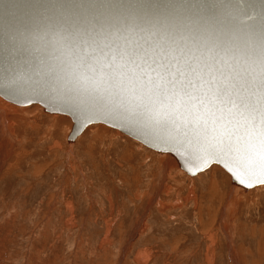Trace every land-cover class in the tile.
<instances>
[{"label": "snow or ice", "instance_id": "6c2138e0", "mask_svg": "<svg viewBox=\"0 0 264 264\" xmlns=\"http://www.w3.org/2000/svg\"><path fill=\"white\" fill-rule=\"evenodd\" d=\"M0 88L264 184V0H0Z\"/></svg>", "mask_w": 264, "mask_h": 264}, {"label": "rangeland", "instance_id": "374dc122", "mask_svg": "<svg viewBox=\"0 0 264 264\" xmlns=\"http://www.w3.org/2000/svg\"><path fill=\"white\" fill-rule=\"evenodd\" d=\"M0 99V264H264V185Z\"/></svg>", "mask_w": 264, "mask_h": 264}, {"label": "water", "instance_id": "95a60500", "mask_svg": "<svg viewBox=\"0 0 264 264\" xmlns=\"http://www.w3.org/2000/svg\"><path fill=\"white\" fill-rule=\"evenodd\" d=\"M0 97L2 99H4L5 101L16 105V106H28L31 104H38L43 112L48 113V114H56V115H64L66 116L70 122V128L69 131L67 132L66 135V142L71 145L75 142V140L78 138V136L90 125H96V124H103L106 125L112 129H115L119 132H121L122 134H124L125 136L129 137L130 139L140 143L141 145L145 146L146 148L156 152L157 154H164V155H168L171 158H173V160L176 163V166L178 167V169H180V171H182L186 176L189 177H194L197 174H199L200 172L206 170L207 168H209L211 165H218L223 171H226V169L223 168L222 165L220 164H216V163H211L208 166L204 167L202 171H197L195 168H193L191 171H189L186 167H184L180 162H178V158L176 157V155L172 152H168V151H160L158 149L160 148H167L169 145L163 143L162 141H157L156 140V133H154L152 130H140L141 134L140 136H138L137 133V129H132V130H128L126 128H120V127H113L111 121L109 122H103L102 118L100 120V122H93V123H87L84 124L82 126H77L76 122L74 121V119L72 118V116H70L69 114H67L66 112L63 111H57L54 110V108H59L61 107L60 103L56 100L54 95H47V96H35L34 100L36 102L34 103H30L27 100H23V99H18L17 98V94L12 90V89H4V88H0ZM146 141H150L152 143L153 146H150L149 143H147ZM229 176V183L231 186L237 187L239 189H241L242 191H248L250 189H253L255 187H258L260 185H264V184H255L252 188H246L243 187L241 185H239L238 183L233 182L230 179V174L227 173Z\"/></svg>", "mask_w": 264, "mask_h": 264}, {"label": "bare ground", "instance_id": "6f19581e", "mask_svg": "<svg viewBox=\"0 0 264 264\" xmlns=\"http://www.w3.org/2000/svg\"><path fill=\"white\" fill-rule=\"evenodd\" d=\"M2 100L0 99V102H1ZM3 102V101H2ZM5 103V102H4ZM139 260H140V258H139Z\"/></svg>", "mask_w": 264, "mask_h": 264}]
</instances>
